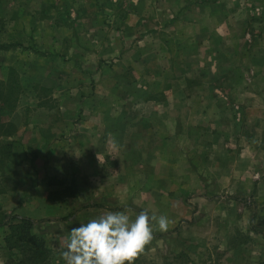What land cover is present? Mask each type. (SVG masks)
I'll return each instance as SVG.
<instances>
[{
  "label": "rangeland",
  "instance_id": "rangeland-1",
  "mask_svg": "<svg viewBox=\"0 0 264 264\" xmlns=\"http://www.w3.org/2000/svg\"><path fill=\"white\" fill-rule=\"evenodd\" d=\"M0 44L22 45L0 51V89L16 93L12 106L0 102V137L33 127L21 136L27 167L0 139V199L12 195L5 211L0 203V264L24 257L5 248L4 223L16 215L44 242L38 264H64L69 230L109 211L172 221L165 234L153 226L134 264H264V0H0ZM202 69L235 106L207 163L193 161L204 199L188 160L160 162L161 140L126 155L47 146L51 124L60 127L50 137L69 145L95 123L81 115L137 113L132 99L168 97Z\"/></svg>",
  "mask_w": 264,
  "mask_h": 264
},
{
  "label": "crops",
  "instance_id": "crops-1",
  "mask_svg": "<svg viewBox=\"0 0 264 264\" xmlns=\"http://www.w3.org/2000/svg\"><path fill=\"white\" fill-rule=\"evenodd\" d=\"M219 1L221 0L208 3L213 4ZM206 71L207 69H202L199 72V78L191 77V79H185L182 85L175 83L171 86L168 97H146L143 99L140 97L137 100L132 99L130 104L141 108L137 110V113L136 111H133L135 113H129V107H127L126 109H121L118 115L107 114L101 122L97 121V113L91 112V114L81 115L84 120L89 116L91 121L95 120V123L91 125L89 131L81 130L72 139H69V145L65 140H61L63 141L62 143H57V141H54V136L50 137L51 134L49 132L55 131L57 126H59L51 124L50 127L47 126L48 129L50 128L49 131L47 130L48 133L46 135L47 146L58 147L61 144L67 149L72 147L75 154L85 153L84 148L88 146L91 152L96 155L104 154V151L108 149H117L120 150V153L126 155L137 148H139L138 154L146 153L147 149L145 147L147 145H152L154 139L161 140V144L157 149V152L163 157V159L160 158V162L161 160L164 162H184L188 160L191 164L189 166L190 172H193L200 184H203L202 192L199 191L202 195L199 197L204 199L207 196L203 190L207 183H203L204 180L199 177L202 176V171L197 167V163H207L205 156L212 150L211 148L218 147L220 137H225L224 128L221 126L222 123H219L227 119L225 108L229 105H234L229 100L230 97L226 98L216 95L215 92L218 91V88L212 86L210 74L207 76ZM96 101H93V103L92 100L89 101L87 105L90 110H92V107H96ZM231 115L235 118L234 110ZM61 118L64 121V116H61ZM234 118L233 121H235ZM30 128L33 127H20L15 133L0 137L2 144L9 145L12 148V155L21 154L20 158L23 159V167H27L30 164L27 157L23 156L27 148H29V138L27 136L22 138L21 136L24 130L29 131ZM61 129H64V127L58 128L57 131L60 132ZM191 134L195 136L192 137ZM232 134L233 138L237 135L236 131ZM180 140L181 144L179 145ZM190 140L195 142L193 147L185 144ZM41 142H38V145L42 144ZM34 150L36 152L41 151L39 148ZM153 153L155 155V149ZM198 154L202 155L200 159H197L199 158ZM12 155L10 158H12ZM138 156V160H145V158L141 159L140 155ZM195 159H197L195 161L197 163L193 162ZM217 177L218 175H213V178ZM4 196V199H0V203L4 204L3 210L12 200L11 194ZM32 201L37 200L33 199ZM45 202H47L46 199ZM18 212L15 211V214H19ZM62 214L63 209L59 210L55 215L52 214L51 217L67 216ZM22 216L23 218H28L24 214H20L19 217L21 218ZM171 231H175V229L167 232Z\"/></svg>",
  "mask_w": 264,
  "mask_h": 264
},
{
  "label": "clouds",
  "instance_id": "clouds-1",
  "mask_svg": "<svg viewBox=\"0 0 264 264\" xmlns=\"http://www.w3.org/2000/svg\"><path fill=\"white\" fill-rule=\"evenodd\" d=\"M172 221L166 215L140 211H109L69 230L60 255L64 264H134L153 240V226L167 232Z\"/></svg>",
  "mask_w": 264,
  "mask_h": 264
},
{
  "label": "trees",
  "instance_id": "trees-1",
  "mask_svg": "<svg viewBox=\"0 0 264 264\" xmlns=\"http://www.w3.org/2000/svg\"><path fill=\"white\" fill-rule=\"evenodd\" d=\"M217 0H208V2ZM22 47L20 44H0V51L7 52L14 48ZM3 84V83H2ZM0 82V85L3 86ZM4 87V86H3ZM5 93L0 89V102L2 104L11 105L12 100L15 98V87L10 85L6 87ZM12 106V105H11ZM8 135V134H7ZM50 200V199H49ZM55 201V200H53ZM17 221L16 223H13ZM7 223V224H6ZM8 225L9 234L4 238L5 248L8 251L12 249H20L23 253V259L10 261L9 264H38L42 262L45 257L46 249L44 242L31 233L34 222L28 218L12 217L5 222Z\"/></svg>",
  "mask_w": 264,
  "mask_h": 264
}]
</instances>
